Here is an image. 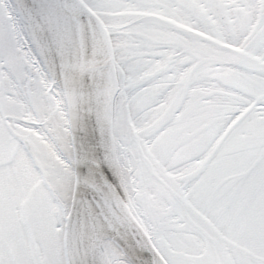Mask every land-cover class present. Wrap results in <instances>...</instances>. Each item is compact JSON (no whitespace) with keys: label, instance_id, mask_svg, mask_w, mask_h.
<instances>
[{"label":"snow or ice","instance_id":"6c2138e0","mask_svg":"<svg viewBox=\"0 0 264 264\" xmlns=\"http://www.w3.org/2000/svg\"><path fill=\"white\" fill-rule=\"evenodd\" d=\"M0 264H264V0H0Z\"/></svg>","mask_w":264,"mask_h":264}]
</instances>
